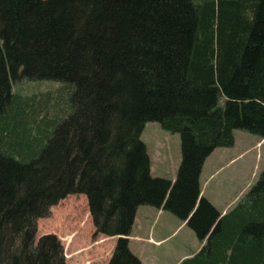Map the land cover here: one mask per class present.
<instances>
[{
    "label": "trees",
    "instance_id": "1",
    "mask_svg": "<svg viewBox=\"0 0 264 264\" xmlns=\"http://www.w3.org/2000/svg\"><path fill=\"white\" fill-rule=\"evenodd\" d=\"M21 80L66 84L61 118L39 116L49 96L13 94ZM147 122L179 136L173 181L149 173ZM234 130L264 141V0H0V264H65L55 235L34 236L68 195L85 197L92 237H116L105 264H141L139 206L207 238L187 264H264V166L220 219L200 195Z\"/></svg>",
    "mask_w": 264,
    "mask_h": 264
},
{
    "label": "rangeland",
    "instance_id": "2",
    "mask_svg": "<svg viewBox=\"0 0 264 264\" xmlns=\"http://www.w3.org/2000/svg\"><path fill=\"white\" fill-rule=\"evenodd\" d=\"M67 89L68 86L64 83L48 80H21L12 85L13 94L16 92L22 99L34 98L33 102L36 108H43L44 97H51L52 100L47 104L46 111L42 109L38 112L39 116L46 114L49 119L55 114H57L56 119L61 118L58 115L59 109L68 102ZM47 132H50L49 127L35 133L36 141L39 144H45ZM139 138L144 144L149 159L150 175L173 181L180 161L178 134L162 130L155 122H147L144 124ZM233 140L231 147L217 148L205 159L204 169L199 176V185L204 194L214 201L216 196L232 198L240 195L242 197L249 186L255 182L264 166L263 140L239 130L233 131ZM21 157L22 155L19 153L18 158ZM209 174L212 176L207 180ZM49 211L48 217L36 221L34 241L46 234H56V237L60 235L64 244H67V254L71 255L68 260L73 264H79V262L80 264H103L105 262L106 253H101L97 249V246L102 243L103 237H92L93 227L83 195H68L52 206ZM175 235L176 233L173 234L172 241L177 240L178 236L175 237ZM57 239L59 240L58 237ZM113 240L111 239V241ZM59 242L61 245L60 240ZM62 249L64 253V248L62 247ZM96 251L98 253L94 255L92 252ZM85 253L88 254L87 257L84 256Z\"/></svg>",
    "mask_w": 264,
    "mask_h": 264
},
{
    "label": "crops",
    "instance_id": "3",
    "mask_svg": "<svg viewBox=\"0 0 264 264\" xmlns=\"http://www.w3.org/2000/svg\"><path fill=\"white\" fill-rule=\"evenodd\" d=\"M212 152L209 155H211ZM205 161L206 160H204L202 164L200 175L204 169L206 163ZM211 176L212 174H209L207 180ZM199 189L200 195L207 199L218 211L219 219L228 214L241 198L240 195H236L232 198L216 196L214 201V199L212 200L211 197L204 194V191L200 185ZM174 219L176 218L159 209H154L147 206L137 207L127 240L129 251L138 258L141 264H187L200 257V255L198 256V253L200 250H204V248L207 247V238L201 241L197 240L194 233L188 227H186L184 221ZM175 233V237L178 236V238L176 241H172L174 238H172V236ZM97 236L103 237L102 243L99 246H96L97 249L101 251V253H106V258L104 260L105 262L103 263L105 264L109 260L116 237H104L102 235ZM57 237L61 241V245L64 248L63 256L65 259V264H73L72 261L68 260L71 255L67 254V244H64L65 242L62 241V237L60 235H57ZM111 239L114 240L111 241ZM92 253L97 255L98 252L96 251ZM84 256L87 257L88 254L85 253ZM201 256L206 255L201 254Z\"/></svg>",
    "mask_w": 264,
    "mask_h": 264
}]
</instances>
